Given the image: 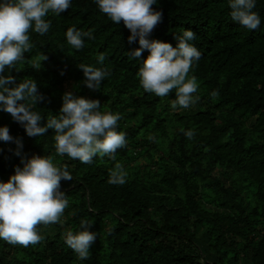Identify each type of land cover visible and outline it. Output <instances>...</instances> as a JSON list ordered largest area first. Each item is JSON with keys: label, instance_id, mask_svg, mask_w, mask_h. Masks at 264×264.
<instances>
[{"label": "trees", "instance_id": "obj_1", "mask_svg": "<svg viewBox=\"0 0 264 264\" xmlns=\"http://www.w3.org/2000/svg\"><path fill=\"white\" fill-rule=\"evenodd\" d=\"M153 8L162 19L149 39L175 46L172 35L197 36L201 58L189 75L199 80V99L188 109L171 108L175 90L164 98L143 90L140 61L128 54L138 42L129 44L123 22L114 24L93 0L49 13L50 30L30 29L31 50L6 68L17 82L36 81L44 99L33 110L45 120L57 115L65 91L99 100L102 111L120 114L116 130L126 145L115 159L83 164L56 154L54 131L29 137L0 111V126L22 141L21 149L0 141V181L33 154L53 157L72 176L61 181L69 201L63 219L37 225L38 244L0 240V264H264V0H256L261 24L252 31L231 20L228 0H158ZM72 26L93 35L78 51L66 40ZM79 65L108 70L100 90L84 85ZM117 163L127 172L123 185L108 183ZM83 219L97 233L87 260L64 239Z\"/></svg>", "mask_w": 264, "mask_h": 264}, {"label": "clouds", "instance_id": "obj_2", "mask_svg": "<svg viewBox=\"0 0 264 264\" xmlns=\"http://www.w3.org/2000/svg\"><path fill=\"white\" fill-rule=\"evenodd\" d=\"M98 9L114 23L121 21L129 30V44L138 42L139 47L131 50L129 58L139 60L138 78L145 92L157 97H168L175 90L173 110L188 109L196 104L199 97V80L189 75L201 52L195 46L197 36L191 29L182 34L172 35L176 44L149 39L151 32L161 22L162 13L153 5L158 0H93ZM72 0H0V111L11 115L27 136L41 137L49 130L55 132V148L58 156H67L83 164H90L94 157L108 156L115 159L117 149L126 145L125 134L117 131L119 113L101 110L97 99H89L65 91L57 115L46 120L33 110L44 97L38 92L34 79L17 82L6 68L11 70L32 48L29 30L44 35L51 27L46 19L49 13L60 15L69 9ZM230 17L233 22L252 31L259 28L261 18L256 0H228ZM67 43L80 50L85 39H92L91 31H82L75 26L66 30ZM148 55L142 59V53ZM43 56V60L46 59ZM106 56L98 55L97 62L103 65ZM84 74V85L100 90L109 75L105 68L79 65ZM148 95L147 98L150 97ZM153 95V96H154ZM43 121V123H42ZM192 139L194 131L185 132ZM153 139V137H149ZM0 141H12L17 149L22 141L9 134L7 126H0ZM20 155V152H16ZM21 165L14 168L6 181H0V240L12 245L28 247L43 239L37 225H49L61 221L69 201L61 190V181H71L67 165H57L53 157L46 155L21 156ZM127 172L117 163L110 170L108 183L123 185ZM92 220L80 221V230L65 233L66 245L77 254L78 259L87 260L90 247L97 239V233L90 231Z\"/></svg>", "mask_w": 264, "mask_h": 264}, {"label": "rangeland", "instance_id": "obj_3", "mask_svg": "<svg viewBox=\"0 0 264 264\" xmlns=\"http://www.w3.org/2000/svg\"><path fill=\"white\" fill-rule=\"evenodd\" d=\"M61 218L63 219V216Z\"/></svg>", "mask_w": 264, "mask_h": 264}]
</instances>
